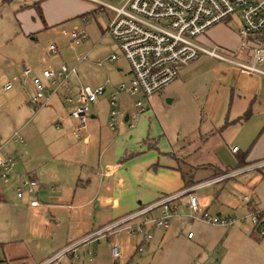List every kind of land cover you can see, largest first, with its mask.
<instances>
[{"label": "crops", "instance_id": "0c3cea01", "mask_svg": "<svg viewBox=\"0 0 264 264\" xmlns=\"http://www.w3.org/2000/svg\"><path fill=\"white\" fill-rule=\"evenodd\" d=\"M53 1L32 0L31 3L22 7L32 6L31 13L40 17L42 23L46 25L44 28L52 25L57 20L62 21L69 15L77 13V15L85 16L86 13L94 10L92 7H83L76 11L64 13L60 18H55V15H52L50 10V5H52ZM207 39H211L209 35H206L203 41L205 42ZM227 48L237 49L238 46L229 45ZM50 54L48 49L45 55L30 53L27 56L29 62L21 63V70L23 65H30L33 67L34 73L39 74L41 67L47 64L58 65L59 63L55 64L53 62L52 57L49 56ZM182 70L184 71V69ZM223 77L224 79L227 78V84L222 82V84L208 89L203 98L204 105L201 111L203 117L199 119L196 129L189 135L190 138L188 139V136H185L179 146L177 145L178 143H174L173 146L171 145L161 152L158 151L157 146L151 148V143L144 140V146L139 148L140 150L131 148L129 151L124 149L125 152H121L123 147L117 145L118 127L120 124L124 123L126 125L127 122H131L130 118L136 112V108L133 98L129 96L133 111L132 113L125 111L122 103L120 104L119 95L117 103L120 115L112 129L110 127V99L114 86H111L107 100L109 104L108 113L105 119L102 122L100 121V113L94 111L95 106L93 107L94 104H92L91 119L88 121L85 130L88 140L84 141L79 138L82 141L81 143L75 139L76 141L72 142L70 146L60 149V153L67 152L70 157L73 156L69 160V165L61 164L60 159L52 157L47 151V161H45L44 165L41 166V163H35L33 167L24 168L21 172L16 169L21 174L17 175L14 185L25 177H32L39 183V205L31 207L25 199H19L16 196L19 199V205H16V208L23 207L31 211L34 219H41L39 222L44 228L50 226L52 235L45 246H43L45 247L44 250L48 248L51 251L53 248H57L59 244L62 245L50 257H54L66 247L71 246L73 248L65 254L72 255L70 259L77 258L75 253L93 240L94 237H98L95 236V233L100 227L135 210L139 206L153 203L166 195L182 191L201 181L215 177L216 173L221 170L230 168L232 165H224L219 159L220 156H218L220 150L225 146L234 155L235 167L238 165V153L244 156L246 163L244 167L252 166L254 163L264 159V77L247 74L236 68L234 70L227 69V73H224ZM177 78H181V73H179ZM106 81L104 85L98 86H104L105 89V84L108 85ZM20 84L26 93L24 101L31 108L32 106L28 103V97L33 92V87L29 79L24 76L22 81L20 80ZM79 86L71 82L63 92L53 96L47 106L38 109L32 107L35 112L45 108L54 109L55 114L53 115V121H50V126H53V130L58 131L63 137L68 135L73 138V122L68 116L70 105L64 101L63 94L68 93L76 97ZM12 88L13 86L10 89ZM10 89L4 88L6 91ZM16 95L18 98L19 95ZM153 96L155 94L144 99L146 109ZM250 118H254L261 127L254 141L252 139L256 130L248 131L247 129L244 132L241 131L243 123ZM67 121L69 126L66 125ZM136 122L137 120L134 121V124ZM18 123V120L13 122L12 127H17L13 130V133L18 131L22 140H14L13 133H11V140L6 141V146L13 144L19 150L9 149L6 152L3 150V146L0 145V157L2 155L11 157L13 152L22 149L21 145L24 143V139L21 133L28 125V121ZM200 124L206 125L201 129ZM47 128L50 127L47 126ZM80 143L83 144V147L78 151L76 148ZM202 146L213 153L209 157L212 160L201 163L189 162V156L202 148ZM235 146L238 147V153L232 151V147ZM142 149L146 152H153L155 149L158 151V155L155 158L157 164L148 168L152 175L145 177L146 184H149V186L129 178L131 175L138 176L141 173L140 170L135 169L128 175L130 164L135 159V156L142 152ZM106 151V159L101 162L104 156L102 154ZM95 152H98L97 160ZM163 155L164 157H162ZM42 156L40 157L43 158ZM161 158L170 162L168 163L169 166L162 165L160 162ZM87 159H89L90 163L87 162ZM127 160H130V163H127ZM182 163L188 167L186 171L183 170L184 166H181ZM46 164L47 166L45 167ZM263 168L264 166L254 169L260 170L262 181L264 180ZM123 170L124 172L122 173ZM12 171L13 169L9 172V175ZM13 174L15 175V173ZM9 175L7 179L3 180L7 181ZM230 178L233 177L225 178L219 182H225ZM67 179H71L72 183L67 182ZM191 183L193 184L189 186ZM68 184L74 186L71 188L72 193L70 196L64 191L65 185ZM203 187L196 189L193 193L195 194L197 190ZM250 191H252V196L249 195L252 205L257 208H264V204L262 205L260 195L256 189L253 187ZM3 192L4 189L0 186V198L4 197ZM216 196L215 203L206 205V202L202 201L200 204L202 208L199 207V211L205 207V211L210 213L209 209L212 208L213 213L211 214L236 218L247 214V204L242 200L241 193H238V189L235 187L227 189L224 183ZM183 198L185 200H182ZM175 203L176 214L172 218L169 227L155 229L151 240L146 242L142 241L138 236H129L127 234V245L123 247V253L133 256L136 252L142 251V249H138V246L146 245L147 251H150L151 254L150 257L146 258L147 264H212L214 262L218 264H264V236L258 235L250 223L222 226L211 225L199 219L190 220L188 214L191 210L188 207V196H181ZM90 207L94 209V212L89 209ZM155 213L157 214L158 212L156 211ZM52 223L53 225L51 226ZM95 225L99 227L95 228ZM190 232H192V236H188ZM36 233H38V227L34 225L26 240H21L27 251L26 254L16 255L17 250H9L6 247L7 258L14 262L20 261L19 259H25L28 262L27 264H41L50 258L48 256L36 262L35 254H40L42 251L40 243L34 237ZM104 238L109 243L111 240L118 242L119 245L122 243L119 241L120 233L107 234ZM16 241L18 240L2 242L4 246L7 243H13V246H20ZM99 241L98 237L97 242ZM133 241L134 243L130 245ZM31 243H34L35 248L28 250L27 246L30 247ZM131 250H133L132 253ZM59 257V259L64 258L62 255Z\"/></svg>", "mask_w": 264, "mask_h": 264}, {"label": "rangeland", "instance_id": "374dc122", "mask_svg": "<svg viewBox=\"0 0 264 264\" xmlns=\"http://www.w3.org/2000/svg\"><path fill=\"white\" fill-rule=\"evenodd\" d=\"M108 1L115 5L121 3V0ZM31 2L32 0H0V145L3 146L4 151L9 149L19 150L13 144L6 146V141L11 138V133L17 128L12 127L15 120H18L19 123L28 121V125L23 130V133H21L24 139V143L21 145L22 149L13 152L11 155L14 161L13 171L10 173L7 181L3 180L0 176V186L4 189V197L0 198V264L28 263L25 259H19L20 261L17 262L9 260L6 254V247L9 250H17L16 255L26 254L27 251L21 240H26L34 225L38 227V233L34 237L42 247L41 253L35 254L36 262L45 257L52 256L51 254L53 252L58 251L57 248L62 247L59 244L57 248H53L51 251L48 248L44 250L45 247L43 246H45L49 241V237L52 235L51 228L50 226L44 228L39 222L41 219H34L31 211L23 207L16 208V205H19V199L16 197L14 184L17 175L21 174L17 170L21 172L24 168L33 167L35 163H41V166L44 165L45 161H47V151L52 157L60 159L61 164L69 165V160L73 156L70 157L67 152L60 153V149L70 146L76 140L82 143L73 134V138L68 135L63 137L58 131L53 130V126H50V121H53L54 109L45 108L35 112L32 107L30 108L26 104L24 101L26 93L20 84V80L22 81L23 79L20 68L21 63L29 62L27 56L30 53L45 55L50 43H55L60 50V53L57 55H49L55 64L62 61L72 64L76 56L87 53V58L77 64V77L73 76L71 82L76 86L82 85L96 88V86L104 85L105 81L109 80L108 85L105 84L103 95L99 96L93 105V107L95 106L94 111L100 113L101 122L108 113L109 104L107 100L111 86H114L113 89H115L122 82L128 83L131 78L128 62L107 29L111 17V12L108 9L101 12L92 9L93 11L86 13L85 17L89 21L88 23L84 21L81 15H77L76 13L69 15V17H66L62 21L57 20L52 25L44 28L46 25L42 23L40 17L31 13L32 6L22 7ZM83 7L94 8V5L86 0H54L52 5H50V10L52 15H55V18H60L64 13L76 11ZM238 25V21L235 18H231L213 26L207 32V35L211 39L205 41L206 45L214 46L215 44H221L220 46L224 45L223 47L226 46V48L229 45H237L239 47L241 39L237 35ZM79 29L86 31L87 39L71 50L67 47L69 34L72 30ZM111 54L117 56L113 61L108 59ZM249 54L248 50L244 52L240 51L239 53L231 55V57L249 60ZM234 68L226 62L218 61L208 56H202L189 65L184 66V68L182 67L184 71L180 69L181 78H177L178 80L175 79V81L165 86L161 92L156 93L150 99V104L147 105V109L139 114L135 124L131 127L128 126L133 122L132 119L126 125L124 123L120 124L118 127L117 145L123 147L121 152H125L124 149H128L129 151L131 148H142L144 146V140L151 143V148L157 146L158 151L162 152L167 147L173 146L174 143H178L177 145L179 146L185 136H188L189 139V135L196 129L199 119L203 117L201 113L204 105L203 98L208 89L222 84V82L227 84V78L224 79L223 74L227 73V69L234 70ZM181 71L184 73L182 74ZM7 82H11L13 86L8 91L3 88ZM16 94L19 95L18 98ZM119 99L125 111L132 113L133 108L130 97L125 93H121ZM93 107L91 108L93 109ZM68 124L69 122L67 121L66 125ZM200 125V128L203 129V126L206 124ZM47 126L50 128H47ZM260 128V124L254 118H250L243 123L241 131L244 132L247 129L248 131L256 130L252 139L254 141L257 138ZM81 143L76 148L78 151L83 147ZM238 144L240 143L238 142ZM107 151L102 154L104 156L101 162L105 161ZM158 151L155 149L153 152H146L142 149V152L135 156V159L130 164L128 175L135 169L140 170L141 173L138 176L131 175L129 178L138 180V182L149 186V184H146L145 177L152 175L148 171V168L157 164L155 158L158 155ZM95 154L97 160L98 152H95ZM212 154V152L207 151L202 146V148L191 154L188 160L192 163L210 161L212 159L209 157ZM41 155H43V158L40 157ZM218 156H220L219 159L224 165H232L230 168H236L234 155L228 147H223L220 153H218ZM87 162L90 163L89 159H87ZM160 162L162 165L167 166L170 163L164 158H161ZM127 163H130V160H127ZM181 166H184V171L188 169L183 163ZM260 174V170L252 169L243 171L225 182H219L197 190L195 195L198 198L199 207L202 208L200 206L202 201L206 202V205L215 203L217 198L216 194L224 183L227 189L229 187L238 189V193H241V198L244 202V196H252V191L250 190L254 187L257 193H259L263 205L264 180L262 181ZM150 178L152 179V177ZM66 181L72 183L71 179H67ZM72 187L74 186L70 184L65 185L64 191L68 193V196L72 193ZM182 200H185V198ZM89 209L94 212L92 207ZM180 209L182 208L180 207ZM205 210L206 208L204 207L200 209V212ZM209 211L213 213L212 208ZM62 216L64 217L63 213ZM94 227L98 228L99 226L95 225ZM119 233V241L122 243L119 245L120 256L117 259H114L111 254V244L113 241L111 240L109 243L104 238L106 234H99L95 236H98L100 241L97 242L98 237H94L93 240L85 244L75 253L77 258L70 259L72 255L64 254V256L62 255L64 258L59 259V257L57 258L58 260L55 259L50 264H147L146 258L151 256L150 251H147V246L143 245L142 251L136 252L133 256L123 253V247L127 245V233L126 231H120ZM9 240H18L16 243L20 244V246H13V243H7L4 246L2 241ZM133 243L134 241L130 245ZM33 248H35L34 243H31L30 247L27 246L28 250ZM36 252L38 251L36 250Z\"/></svg>", "mask_w": 264, "mask_h": 264}, {"label": "built area", "instance_id": "2783aa9c", "mask_svg": "<svg viewBox=\"0 0 264 264\" xmlns=\"http://www.w3.org/2000/svg\"><path fill=\"white\" fill-rule=\"evenodd\" d=\"M94 5V11L108 9L111 17L108 22V32L115 40L120 52L127 60L131 78L128 83H120L111 92L110 127L113 129L119 118L118 97L125 93L133 98L136 112L130 118L133 122L139 114L145 111L144 99L160 92L173 82L180 69L202 56H208L223 61L236 69L252 75L264 77V0H121L115 5L108 0H86ZM84 21H89L82 16ZM235 18L239 25L237 34L241 41L235 50L215 44L208 46L203 37L213 26L227 19ZM84 29L72 30L69 34L67 47L73 49L86 41ZM249 51V60L231 57L240 51ZM48 51L57 55L59 47L55 43L48 46ZM87 53L74 58V63L62 61L58 65L47 64L34 73L30 65L22 66L23 76L29 79L33 92L28 97V103L38 109L47 106L53 96L59 95L71 84V78L77 77V64L87 58ZM117 58L111 54L108 59ZM109 83V80L106 81ZM12 87L7 82L5 89ZM104 86L90 88L78 87L76 97L68 93L63 99L70 105L68 116L73 122V135L84 141L88 121L91 118V105L103 95ZM13 139L21 141L18 131L13 133ZM237 152L238 148L232 147ZM264 166V159L252 166L239 167L229 172L201 181L177 193L166 195L157 201L139 206L135 210L100 227L95 235L116 234L126 231L129 236H138L146 242L153 237L157 228H167L176 214V200L188 196L190 220L199 219L211 225L232 226L234 224L250 223L260 236H264V208L252 205L249 196H244L248 212L241 217H227L199 211L198 198L193 193L196 189L234 177L243 171ZM14 167L13 159L8 155L0 157V176L7 179ZM39 183L32 177H25L15 185V194L19 199H25L29 206L39 205ZM158 212L157 214L155 212ZM192 236V232L188 233ZM73 247L68 246L59 254L50 257L41 264H50L59 256L67 253ZM141 250L142 246H138ZM111 254L119 258V244H111ZM212 264H218L214 262Z\"/></svg>", "mask_w": 264, "mask_h": 264}, {"label": "trees", "instance_id": "16d2710c", "mask_svg": "<svg viewBox=\"0 0 264 264\" xmlns=\"http://www.w3.org/2000/svg\"><path fill=\"white\" fill-rule=\"evenodd\" d=\"M238 153V151L236 152ZM237 160H238V165L236 168H239V167H243L246 165L245 161H244V156L242 154H237ZM230 170H232V168H227L225 170H221L220 172L216 173L217 175H220V174H223V173H226V172H229ZM215 175V176H217ZM193 183L189 184V185H192Z\"/></svg>", "mask_w": 264, "mask_h": 264}]
</instances>
